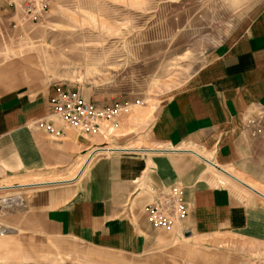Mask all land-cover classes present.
<instances>
[{
  "label": "crops",
  "instance_id": "obj_1",
  "mask_svg": "<svg viewBox=\"0 0 264 264\" xmlns=\"http://www.w3.org/2000/svg\"><path fill=\"white\" fill-rule=\"evenodd\" d=\"M261 1L165 103L116 100L134 105L117 116L112 134L107 124L97 134L62 125L50 100L54 85L64 83L44 74L38 36H28L21 9L0 10V186L48 180L32 183L40 187L0 215L11 228L0 237V264L264 258V198L220 170L264 191ZM51 118L63 137L39 128V119ZM175 183L184 187L188 215L168 232L148 222L143 208L153 189Z\"/></svg>",
  "mask_w": 264,
  "mask_h": 264
},
{
  "label": "rangeland",
  "instance_id": "obj_2",
  "mask_svg": "<svg viewBox=\"0 0 264 264\" xmlns=\"http://www.w3.org/2000/svg\"><path fill=\"white\" fill-rule=\"evenodd\" d=\"M34 1L38 21L25 10ZM262 6L261 0H0V10L19 7L26 16L23 27L38 36L44 74L55 83L103 105L139 99L153 107L184 87L207 54ZM39 181L48 180L18 184ZM38 187H8L0 195Z\"/></svg>",
  "mask_w": 264,
  "mask_h": 264
},
{
  "label": "built area",
  "instance_id": "obj_3",
  "mask_svg": "<svg viewBox=\"0 0 264 264\" xmlns=\"http://www.w3.org/2000/svg\"><path fill=\"white\" fill-rule=\"evenodd\" d=\"M26 14L32 20H39L42 15L38 8V1L26 5ZM50 103L53 106V114L59 119L62 125L70 126L86 133L97 134L101 132L104 124L112 134L118 126L117 116L120 113L130 112L134 103L141 104L140 100L134 103L112 102L103 105L89 100L82 91L71 89L64 84H55L54 93ZM57 121L51 118L39 119L38 126L50 136L63 137V128ZM13 196H0V215L4 209L9 208L17 198ZM144 211L148 222L155 228L171 232L181 225L188 215V208L185 202L184 187L175 183L170 190L165 188L153 189L152 195L144 204ZM10 226L0 222V236L9 234Z\"/></svg>",
  "mask_w": 264,
  "mask_h": 264
},
{
  "label": "bare ground",
  "instance_id": "obj_4",
  "mask_svg": "<svg viewBox=\"0 0 264 264\" xmlns=\"http://www.w3.org/2000/svg\"><path fill=\"white\" fill-rule=\"evenodd\" d=\"M137 149V148H136ZM125 150V149H124ZM133 150V149H132ZM138 150V149H137ZM153 150V149H152ZM175 150V149H174ZM189 150H192V149H189ZM135 151V150H134ZM142 151V150H141ZM175 152V151H174ZM192 152H194L193 150H192ZM185 153H186V151H185ZM196 152H194V154H195ZM197 155H199V152H198V154ZM202 156V155H201ZM200 157V156H199ZM214 163V162H213ZM219 168V167H218ZM220 170H222L225 174H227L230 178H232V179H235V180H238L239 182H241L242 184H244L248 189H251V190H253L255 193H257V194H259L260 196H263L264 195V191L261 189V188H259V187H257L255 184H253V183H251V182H247V181H244L242 178H240L237 174H234V173H232L230 170H228V169H226V168H221L220 167ZM23 185H25V186H31V185H33V186H35V185H37V184H32V183H23ZM23 185H19V187H23ZM8 187H14V185H8V186H0V189L2 190V189H5V188H8ZM7 235V234H6ZM5 236V235H4ZM0 237H3V236H0Z\"/></svg>",
  "mask_w": 264,
  "mask_h": 264
},
{
  "label": "water",
  "instance_id": "obj_5",
  "mask_svg": "<svg viewBox=\"0 0 264 264\" xmlns=\"http://www.w3.org/2000/svg\"><path fill=\"white\" fill-rule=\"evenodd\" d=\"M38 185H40V184H38ZM38 185H35V186H38ZM44 185H47V184H44ZM49 185H52V184H49Z\"/></svg>",
  "mask_w": 264,
  "mask_h": 264
}]
</instances>
